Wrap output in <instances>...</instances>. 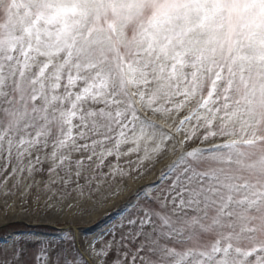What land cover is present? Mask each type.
<instances>
[{
	"label": "snow or ice",
	"instance_id": "1",
	"mask_svg": "<svg viewBox=\"0 0 264 264\" xmlns=\"http://www.w3.org/2000/svg\"><path fill=\"white\" fill-rule=\"evenodd\" d=\"M169 145L158 180L84 251L95 264H264V0H0L5 186L95 197ZM84 251L69 232L31 259L6 244L0 264H90Z\"/></svg>",
	"mask_w": 264,
	"mask_h": 264
},
{
	"label": "rangeland",
	"instance_id": "2",
	"mask_svg": "<svg viewBox=\"0 0 264 264\" xmlns=\"http://www.w3.org/2000/svg\"><path fill=\"white\" fill-rule=\"evenodd\" d=\"M197 146L208 145L199 141L189 144V147ZM174 158L169 145L167 153L154 160L148 170H142L143 175L128 179L126 186L119 183L102 187L98 195L90 198H82L75 192L64 194V189L58 185H53L51 190H45L41 184L29 188L30 180L17 186L15 180L9 178L5 186L0 173V249L13 241L23 242L31 259L39 253L42 243L58 240L71 232L77 235L84 251L85 238L91 240L105 229L118 206L136 189L157 181L160 172ZM40 179L36 177L37 181Z\"/></svg>",
	"mask_w": 264,
	"mask_h": 264
},
{
	"label": "bare ground",
	"instance_id": "3",
	"mask_svg": "<svg viewBox=\"0 0 264 264\" xmlns=\"http://www.w3.org/2000/svg\"><path fill=\"white\" fill-rule=\"evenodd\" d=\"M84 255H85V257H86L87 259H89V261H90L91 264H95V262L92 260V258L88 255L87 252L84 251Z\"/></svg>",
	"mask_w": 264,
	"mask_h": 264
}]
</instances>
